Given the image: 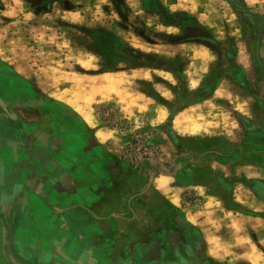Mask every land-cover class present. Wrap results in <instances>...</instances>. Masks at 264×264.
<instances>
[{
	"label": "crops",
	"instance_id": "crops-1",
	"mask_svg": "<svg viewBox=\"0 0 264 264\" xmlns=\"http://www.w3.org/2000/svg\"><path fill=\"white\" fill-rule=\"evenodd\" d=\"M149 1L161 9L156 31L173 39L134 56L168 68L60 73L25 60L34 45L21 54L0 41V264H264V26L261 93L245 96L236 58L235 74L204 94L222 50L211 15L196 0ZM243 2L264 17V0ZM100 104H115L127 129L105 124ZM142 131L158 156L131 163Z\"/></svg>",
	"mask_w": 264,
	"mask_h": 264
},
{
	"label": "rangeland",
	"instance_id": "rangeland-1",
	"mask_svg": "<svg viewBox=\"0 0 264 264\" xmlns=\"http://www.w3.org/2000/svg\"><path fill=\"white\" fill-rule=\"evenodd\" d=\"M233 1L238 3L241 10L244 9L247 19L238 14L240 11L231 0L195 2V9L204 8L211 15V41L216 43L213 45L217 49L222 48L218 64L213 68L203 93H210L219 77L227 79L232 73L235 74L230 62L238 58V66L244 71V94L255 98L261 93L263 84L256 47L261 40L259 35L263 33L264 17L249 18L247 4L243 0ZM21 11L32 12V17L22 18ZM258 12L264 16L263 11ZM169 20L177 23L182 21L175 20L174 16ZM160 23L161 9L156 2L149 0H0V41L17 46L16 50L21 54L28 52V45H34L29 53L35 55L28 57L25 54V60L35 59L37 64L47 62L40 65L41 69L53 62L60 73H124L139 65L173 66L172 60L166 61L151 53H144L142 57L134 56V50H144L148 47L145 44L148 41L173 39L165 38L162 32L156 31ZM34 68L38 69V65ZM142 87L155 95L151 85ZM202 96L184 95L182 101L187 103ZM97 106L101 117L106 118H103L105 124L112 126L115 120L119 124L116 128L127 129L130 120L122 117L115 104ZM206 264L245 263H230L223 257H211Z\"/></svg>",
	"mask_w": 264,
	"mask_h": 264
},
{
	"label": "built area",
	"instance_id": "built-area-1",
	"mask_svg": "<svg viewBox=\"0 0 264 264\" xmlns=\"http://www.w3.org/2000/svg\"><path fill=\"white\" fill-rule=\"evenodd\" d=\"M106 119L105 117H103ZM113 127H119L114 120ZM153 132L142 131L132 135L130 145L126 150V156L131 163H140L147 159H154L158 156V147L154 142Z\"/></svg>",
	"mask_w": 264,
	"mask_h": 264
},
{
	"label": "water",
	"instance_id": "water-1",
	"mask_svg": "<svg viewBox=\"0 0 264 264\" xmlns=\"http://www.w3.org/2000/svg\"><path fill=\"white\" fill-rule=\"evenodd\" d=\"M231 2L238 8V10L241 12L242 10L239 8V5L237 3H235L236 1L231 0ZM9 260L12 264H23L22 262H20L19 260H17V258H15L14 256L10 255L9 256Z\"/></svg>",
	"mask_w": 264,
	"mask_h": 264
},
{
	"label": "flooded vegetation",
	"instance_id": "flooded-vegetation-1",
	"mask_svg": "<svg viewBox=\"0 0 264 264\" xmlns=\"http://www.w3.org/2000/svg\"><path fill=\"white\" fill-rule=\"evenodd\" d=\"M235 3H237V2H235ZM238 4V3H237ZM241 14H243L242 16L245 18V19H247L248 17H247V14H245V11H244V9H242V11H241Z\"/></svg>",
	"mask_w": 264,
	"mask_h": 264
}]
</instances>
